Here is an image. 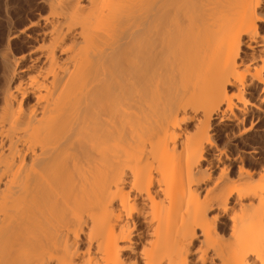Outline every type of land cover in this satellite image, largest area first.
<instances>
[{
  "label": "bare ground",
  "instance_id": "obj_1",
  "mask_svg": "<svg viewBox=\"0 0 264 264\" xmlns=\"http://www.w3.org/2000/svg\"><path fill=\"white\" fill-rule=\"evenodd\" d=\"M42 1L0 51V264H264V0Z\"/></svg>",
  "mask_w": 264,
  "mask_h": 264
},
{
  "label": "rangeland",
  "instance_id": "obj_2",
  "mask_svg": "<svg viewBox=\"0 0 264 264\" xmlns=\"http://www.w3.org/2000/svg\"><path fill=\"white\" fill-rule=\"evenodd\" d=\"M45 5L46 4L43 3L42 0H0V51L1 52L2 50H4L6 52L15 55L16 57L21 55V53L27 51L26 49L29 47L28 44H31L32 41L30 43H26L24 41L26 37H24L23 34L18 35V37L17 38L15 37V39L12 38V35L15 34L14 32H18L19 30L24 29V27L30 25L29 23H33V21H37L40 15L41 17L45 15L47 13V8ZM37 28L36 27L31 28L30 32H32V30L34 29L33 30L34 32L32 33H36L38 31ZM26 44L28 47L25 46ZM4 48L7 50H5ZM22 48L23 50L25 49L26 51L22 50V52H20ZM26 61L27 59L20 62L19 67L20 65L21 67L25 66L26 65L25 63H28ZM1 68L2 67H0V91L3 84L5 83V82L3 83L4 79L2 77L4 76L2 75L3 72H1ZM19 75L20 74H18V76L15 78V81L19 79ZM257 143L259 144V145L257 144V146H259L260 151L258 152L257 155H255V157L259 156L261 159H257V160L249 159L250 160L249 162L252 167L259 168V166L264 163V133H261L259 139L257 140Z\"/></svg>",
  "mask_w": 264,
  "mask_h": 264
}]
</instances>
